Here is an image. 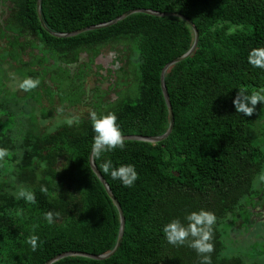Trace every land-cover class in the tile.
I'll list each match as a JSON object with an SVG mask.
<instances>
[{"label": "trees", "instance_id": "obj_1", "mask_svg": "<svg viewBox=\"0 0 264 264\" xmlns=\"http://www.w3.org/2000/svg\"><path fill=\"white\" fill-rule=\"evenodd\" d=\"M131 10L180 14L197 30L192 55L164 73L173 128L159 143L124 141L122 150L99 158L93 154L124 217L120 246L104 260L70 256L53 264H199L193 249L168 244L161 229L201 209L217 218L211 264H258L247 252L227 253L219 228L249 194L264 162L252 131L264 105L258 103L245 117L231 102L241 88L249 93L264 88V70L247 60L251 50L264 47V0L40 1L43 22L56 34L106 24ZM193 41L185 21L144 13L57 38L42 28L36 0H0V51L8 63L0 71V149L8 153L0 159V264H44L66 252L98 256L114 248L119 215L89 165L94 136L89 114L114 113L122 136L163 135L169 118L160 75ZM105 48L119 50L124 64L114 69L113 59L101 76L102 66L95 62ZM12 71L20 84L39 83L29 90L20 87L22 95L10 92L6 83ZM56 71L70 82L73 97L59 94ZM90 72L102 77L104 89L87 92ZM42 98L48 107H42ZM54 102L89 111L47 131L42 127L54 113ZM105 160L117 167L134 165L133 187L105 174ZM21 188L34 193L35 204L16 199ZM48 212L52 223L44 219ZM31 235L39 238L35 250L26 243Z\"/></svg>", "mask_w": 264, "mask_h": 264}, {"label": "clouds", "instance_id": "obj_2", "mask_svg": "<svg viewBox=\"0 0 264 264\" xmlns=\"http://www.w3.org/2000/svg\"><path fill=\"white\" fill-rule=\"evenodd\" d=\"M247 60L251 66L264 70V47L251 50ZM38 83V80L28 79L23 81L20 87L29 90L36 87ZM231 102L235 112L241 113L245 117L251 116L258 103L264 105V88L250 93L241 88L237 90ZM89 119L94 133L93 153L97 158L103 152H110L115 149L122 150L124 148V140L114 113L97 114L93 111L89 114ZM7 154L6 150L0 149V159H3ZM101 167L102 171L109 175L112 180L119 181L126 188L133 187L138 178L135 166L131 164H122L117 167L113 165L111 160H105ZM41 191H46V189L41 188ZM16 199H23L29 204L36 203L34 193L24 188L17 191ZM44 219L48 223H52L53 213H45ZM216 219L213 213L201 209L187 213L183 217V220L179 218L170 220L162 226L161 231L168 244L172 246L187 245L200 257L199 264H211L210 253L213 251L211 241L213 239V226L216 223ZM38 239V236L31 235L26 243L35 250Z\"/></svg>", "mask_w": 264, "mask_h": 264}, {"label": "rangeland", "instance_id": "obj_3", "mask_svg": "<svg viewBox=\"0 0 264 264\" xmlns=\"http://www.w3.org/2000/svg\"><path fill=\"white\" fill-rule=\"evenodd\" d=\"M4 54H6V53L5 52L3 53L2 51H0V64L3 63L2 67H0V71H3V69L6 70L5 67L8 66V63L4 62V59H5V58H3ZM121 54H120L119 50H112L109 48H105L104 50L101 51L100 56H98V58L95 62V64L102 66V69L100 70L101 76L106 75L104 73V70L106 67L109 66L110 62L113 59H116V62H117L116 66H113L114 69L115 68L118 69L119 67L122 66V64H124L121 61V58H122ZM7 58H6V60H7ZM50 64H52V63L49 62L47 65H50ZM49 68H51V67L49 66ZM131 68H133V67H131ZM54 69H58V68H56L54 66ZM17 72L20 73L21 70H17ZM59 73H61V72L56 71V76L54 78L57 82H59L60 91L63 90V91L59 92V94L64 96V98L67 100V96H69L71 94V96L73 97L75 92H72V89L70 88V86H71L70 82L68 81L65 83L64 79L62 78L61 74H59ZM94 74L95 73L90 72L88 74L87 79H86L85 84H86L87 92L90 88L93 89V88L99 87V86L102 87V89H104L102 77L98 78ZM7 78H9L8 82L6 83L7 89L10 92H19V88H20L19 74L12 71V73H9V74L7 73ZM111 79H113V77ZM19 95H22V93L19 92ZM87 99L89 100L88 97H86L85 100H87ZM42 100H43L42 101L43 102L42 107L43 108L48 107V104L46 103L47 99L42 98ZM37 108H39V107L36 106V113L38 116L39 111ZM53 109H54V113H53L52 117L44 122V126L42 127L44 130H47V131L53 130L57 126L63 124L64 122L71 123L75 117H77V116L84 117L85 113L87 111H89V108H84L83 105L75 107V109H70V108L64 107L63 105L59 106L58 102H54ZM261 125L262 124H260V122H258L257 128H259ZM253 138H254L256 144L262 150V153L264 156V148H263L264 147L263 146L264 145V137H260V135H259V136H253ZM261 180H262V177L257 178L256 183L261 181ZM262 238H264V237H263L262 233L259 231V232H255L252 236H250L248 239V242H242L241 241L240 243H238L237 241L235 242V241L226 239L225 240L226 251H227V253H236V250H237V252H241L240 250H242V252H247L249 254L254 255L253 250L264 251V241ZM253 239L256 241L255 246H254V243H252ZM232 245L234 247H232ZM262 255L264 256V254H262ZM261 260H262V264H264V258H261Z\"/></svg>", "mask_w": 264, "mask_h": 264}, {"label": "water", "instance_id": "obj_4", "mask_svg": "<svg viewBox=\"0 0 264 264\" xmlns=\"http://www.w3.org/2000/svg\"><path fill=\"white\" fill-rule=\"evenodd\" d=\"M40 1L41 0H36V13H37L38 20H39L42 28L46 32H48L50 35H52L54 37H57V38L74 37L76 35H79L81 33L87 32V31L101 29V28H106V27H109V26H111L113 24H116L118 21L123 20L126 17H128V16H130L132 14H135V13H144V14L155 16V17H176V18H179V19L185 21L191 27V29L193 30V33H194V41H193L192 47L183 56H181V57L169 62L162 69V72H161V75H160L161 90H162V94H163V97H164V100H165V103H166V106H167L168 118H169V126H168L167 131L163 135H161L159 137H151V138L150 137H141V136H122L124 141H131V140L132 141H145V142L152 143V144L159 143V142L165 140L169 136L171 131H172L174 119H173V114H172L169 98H168V95H167V92H166V89H165V86H164V82H163L164 73H165V71L167 70L168 67H170L173 64L179 63L180 61L184 60L185 58L191 56L192 53L194 52V50L196 48V45H197V42H198V33H197L196 28L193 26L192 22L188 18H186L185 16L180 15V14H176V13H154V12L146 11V10H131V11H128V12L122 14L121 16L116 18L115 20H113V21H111L109 23H106V24H100V25H97V26L86 27V28H83V29H80V30H77V31H74V32H71V33H68V34H56V33H52L50 31H48V29L46 28V26H45V24L43 22V19H42L41 13H40ZM93 154L94 153H93V148H92V150L89 153V165H90V168H91L92 172L94 173V175L99 180V182L104 187L108 197L113 202L114 206L116 207V209L118 211L120 226H119V231H118L116 244H115L114 248L109 253L104 254V255H98L97 256V255H89V254L78 253V252H66V253H62L60 255H57V256L53 257L52 259H50L49 261H47L44 264H53V263H55V262H57V261H59V260H61L63 258L70 257V256H79V257H85V258H88V259L100 261V260H104V259H107V258L111 257L117 251V249L120 246V242H121V239H122V236H123V231H124V217H123V214H122V211H121V208H120L118 202L116 201L114 196L111 194V192H110L108 186L106 185L104 179L102 178L101 174L98 172L97 168L95 167V165L93 163V159H92L93 158Z\"/></svg>", "mask_w": 264, "mask_h": 264}, {"label": "flooded vegetation", "instance_id": "obj_5", "mask_svg": "<svg viewBox=\"0 0 264 264\" xmlns=\"http://www.w3.org/2000/svg\"><path fill=\"white\" fill-rule=\"evenodd\" d=\"M257 121L263 126L261 125L259 128H257V125L254 126L252 129L253 135L264 137V114ZM260 177H262V180L256 183V179ZM227 217L226 224L224 223L219 228V235L224 239L222 242L225 243L226 239L237 241L238 243L241 241L248 242L249 237L259 231L264 237V162L261 172L258 173L252 182L249 194L231 213L227 214ZM262 239L264 241V238ZM252 243H254V246L256 245L254 239ZM232 247L234 246L232 245ZM240 251L242 252V250ZM253 251L254 257L258 259V264H262L261 258H264L262 255L264 251ZM234 254H240V252L236 250Z\"/></svg>", "mask_w": 264, "mask_h": 264}]
</instances>
